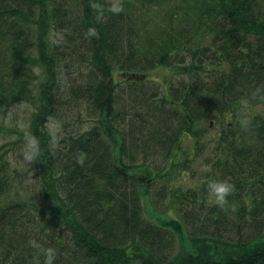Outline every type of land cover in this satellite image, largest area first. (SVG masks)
Listing matches in <instances>:
<instances>
[{
    "label": "trees",
    "instance_id": "trees-1",
    "mask_svg": "<svg viewBox=\"0 0 264 264\" xmlns=\"http://www.w3.org/2000/svg\"><path fill=\"white\" fill-rule=\"evenodd\" d=\"M57 26L69 46L52 44ZM74 56L87 79L72 92L94 126L55 145L48 125L68 104ZM162 67L174 78L161 91L148 74ZM25 102L33 174L0 155V264H35L33 239L55 264H264V113L228 124L209 154L208 181L230 180L232 207L208 204V181L179 195L202 201L198 213L182 204V220L146 205L167 176L150 159L175 169L184 137L201 151L209 119L264 103V0H0V131Z\"/></svg>",
    "mask_w": 264,
    "mask_h": 264
},
{
    "label": "rangeland",
    "instance_id": "rangeland-1",
    "mask_svg": "<svg viewBox=\"0 0 264 264\" xmlns=\"http://www.w3.org/2000/svg\"><path fill=\"white\" fill-rule=\"evenodd\" d=\"M57 27L53 29V34L50 37L52 44L60 45L63 43L69 46L68 37ZM63 64V73L61 77L64 90L63 99L68 104L60 107L58 115L53 117L48 125L55 145L62 139L78 136L80 133H84L89 130L90 127L94 126L92 120H87L86 111L79 109L77 102L78 97L72 92L73 85L79 87V82H84L85 79H87L85 63H83L80 58L74 56L72 59H67ZM173 74L174 72L172 69L162 67L151 71L148 74V79L153 81L156 86H159L162 91L169 88L174 78ZM116 80L121 85V91H126L128 89V84L123 77L118 76ZM120 95L125 98L127 97L126 93H121ZM34 111L35 105L32 102H25L16 106L1 120L3 129L0 131V155L6 157V159L10 161L11 169H16L24 174L31 175L33 174V160L31 156L33 144L30 141L29 135H24V133L29 128ZM260 113H264V103L249 107L247 113L241 116L239 113H235L209 119V122H213V124L208 128H204L202 137L199 139L200 144L203 145L202 150L200 151L196 146V139L184 137L180 150L176 154L175 159L172 160V162L175 160L177 163L175 169L171 168V162L167 165L165 161L160 160L162 158L161 156L156 159H150L148 165L153 172L158 173L160 171L158 167H160L167 176L163 180L155 178L153 181L152 197L146 204L147 211L151 213L152 211L159 212L158 215H168L182 220L179 208L183 204L184 209L198 213L202 203L201 199H199L198 203L192 204L188 200L183 202L178 200L179 195L185 194L191 189L198 190L202 187L204 182L208 181L207 174L212 168L211 163L208 162L210 159L209 154L215 149L214 141L221 136L226 126L228 124L234 125L238 122L242 124ZM194 159L197 160L195 161ZM162 186L167 189L164 199H160L158 195H156L158 189ZM20 192L22 195H28V199H30L29 191L24 190L23 186L20 188ZM200 192L201 190H198L197 193ZM208 204L213 205L209 202ZM203 212L206 213V209H204ZM260 217L263 218L264 215ZM251 228V225H245L241 230V235L245 237L250 234L252 232ZM235 236L238 238L237 233Z\"/></svg>",
    "mask_w": 264,
    "mask_h": 264
},
{
    "label": "clouds",
    "instance_id": "clouds-1",
    "mask_svg": "<svg viewBox=\"0 0 264 264\" xmlns=\"http://www.w3.org/2000/svg\"><path fill=\"white\" fill-rule=\"evenodd\" d=\"M98 36L95 29L90 28L86 33V37ZM235 186L229 179H212L207 183L208 202L219 207L221 210L232 207L229 204V197L235 192ZM28 244L33 249L37 250V255L34 257L35 264H55L57 258V250L52 247L44 248L36 240H29ZM43 257L41 262L40 257Z\"/></svg>",
    "mask_w": 264,
    "mask_h": 264
}]
</instances>
